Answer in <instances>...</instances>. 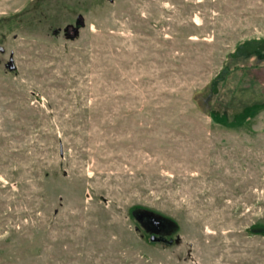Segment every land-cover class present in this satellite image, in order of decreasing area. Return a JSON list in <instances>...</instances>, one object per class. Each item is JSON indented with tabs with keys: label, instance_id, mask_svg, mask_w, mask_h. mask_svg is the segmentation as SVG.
<instances>
[{
	"label": "rangeland",
	"instance_id": "1",
	"mask_svg": "<svg viewBox=\"0 0 264 264\" xmlns=\"http://www.w3.org/2000/svg\"><path fill=\"white\" fill-rule=\"evenodd\" d=\"M256 42L264 0H0V264H264V106L207 114Z\"/></svg>",
	"mask_w": 264,
	"mask_h": 264
},
{
	"label": "trees",
	"instance_id": "2",
	"mask_svg": "<svg viewBox=\"0 0 264 264\" xmlns=\"http://www.w3.org/2000/svg\"><path fill=\"white\" fill-rule=\"evenodd\" d=\"M255 47L253 48L252 46V49H254L255 53H260L261 51L263 52L261 55L258 54V58H264V43H260V42H256L255 43ZM240 50V47L238 46L237 48V51ZM253 51V50H251ZM251 53L249 54H243L240 58H247L250 55ZM262 60V59H261ZM225 73L226 71H222L221 73H219L216 78L211 81L210 83V88L213 89L214 86H216V84H218L219 82L223 81L224 79V76H225ZM264 106V102L263 103H257V104H253L249 107H245L242 111V113H240L239 115L235 116L231 121H228L227 117L225 115H222V116H218L216 112L214 111H207V114L208 116L211 118V120L214 122V123H223L224 126H227V127H236V126H239L241 125L247 118H249V116H251L255 111H257L258 109L262 108ZM135 210V209H134ZM134 213H138L137 211L134 212ZM136 215V214H135ZM138 217H136L135 219L137 220ZM155 220L159 221L160 223L161 222H166L165 219H160L158 220L157 218H155ZM168 221V220H167ZM254 232H257V231H254Z\"/></svg>",
	"mask_w": 264,
	"mask_h": 264
},
{
	"label": "water",
	"instance_id": "3",
	"mask_svg": "<svg viewBox=\"0 0 264 264\" xmlns=\"http://www.w3.org/2000/svg\"><path fill=\"white\" fill-rule=\"evenodd\" d=\"M78 24H79V22L76 21V26H78ZM76 34H77V28L75 27V28H73V30H72V32H71L70 35H71V37H73V36L76 35ZM150 241H152V242L159 241V242L165 243V244H167V245H170V244H172V242H173L172 239H165L164 237H156V236H154V235H151V236H150Z\"/></svg>",
	"mask_w": 264,
	"mask_h": 264
},
{
	"label": "flooded vegetation",
	"instance_id": "4",
	"mask_svg": "<svg viewBox=\"0 0 264 264\" xmlns=\"http://www.w3.org/2000/svg\"><path fill=\"white\" fill-rule=\"evenodd\" d=\"M72 30H73V28L72 27H67V28H65V34H71V32H72ZM155 236V235H154ZM157 237V236H156Z\"/></svg>",
	"mask_w": 264,
	"mask_h": 264
}]
</instances>
